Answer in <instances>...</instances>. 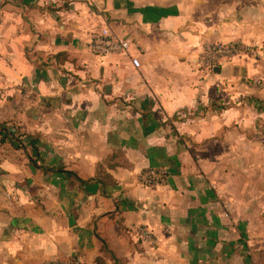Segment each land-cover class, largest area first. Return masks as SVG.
Instances as JSON below:
<instances>
[{
    "label": "crops",
    "instance_id": "0c3cea01",
    "mask_svg": "<svg viewBox=\"0 0 264 264\" xmlns=\"http://www.w3.org/2000/svg\"><path fill=\"white\" fill-rule=\"evenodd\" d=\"M103 30L129 54H93ZM206 43L264 48V0H0V264H252L264 140L255 111L212 106L263 96L240 74L264 79V62L210 71Z\"/></svg>",
    "mask_w": 264,
    "mask_h": 264
},
{
    "label": "built area",
    "instance_id": "2783aa9c",
    "mask_svg": "<svg viewBox=\"0 0 264 264\" xmlns=\"http://www.w3.org/2000/svg\"><path fill=\"white\" fill-rule=\"evenodd\" d=\"M130 40L119 37L109 30H103L100 33L92 35L89 47L93 54L97 56H107L111 54H129ZM264 56V48L259 46H241L229 45L222 43H206L202 51V60L206 68L213 69L214 66L220 64L221 61L231 60L241 57ZM132 64L140 67V61L137 58L131 57ZM165 172L157 170H149L143 178V184L147 186L157 185L165 182ZM145 238L150 239V234L147 231H141Z\"/></svg>",
    "mask_w": 264,
    "mask_h": 264
},
{
    "label": "rangeland",
    "instance_id": "374dc122",
    "mask_svg": "<svg viewBox=\"0 0 264 264\" xmlns=\"http://www.w3.org/2000/svg\"><path fill=\"white\" fill-rule=\"evenodd\" d=\"M256 59L261 60L264 62V56L263 57H256ZM264 68V67H262ZM210 71H213L212 69H210ZM264 71V69H263ZM263 74V72H262ZM239 75V74H237ZM240 76H242V82L240 84V86L244 85V89L247 91L248 89H251V87H255L257 88V90L260 91H264V79H248L247 74L245 73H241ZM238 85H228V88L230 89V91L233 90H237ZM239 90V89H238ZM226 91V90H225ZM229 91V92H230ZM240 91L244 94H247V92H245L244 90L240 89ZM233 94V93H232ZM229 94L226 96L228 97V99L221 101V105H218V103L220 102L219 100H217L215 103L213 104L212 107H215L220 110H223L224 112L230 111L235 107H241L239 108L241 111H246L247 109L250 108V110L255 111L256 115L253 118V122L256 125V131H254V133H252V137L254 139V137L256 139H263L264 140V95H260L262 93H258L255 95H252V99L250 98V95H243L241 102L244 101V105L243 106H238L239 102H237V100L235 99H230L233 95ZM251 117V115H250ZM246 134H251V132H243ZM257 252H262V251H257ZM264 252V251H263ZM11 264H13V261L11 262Z\"/></svg>",
    "mask_w": 264,
    "mask_h": 264
},
{
    "label": "trees",
    "instance_id": "16d2710c",
    "mask_svg": "<svg viewBox=\"0 0 264 264\" xmlns=\"http://www.w3.org/2000/svg\"><path fill=\"white\" fill-rule=\"evenodd\" d=\"M63 55V54H62ZM61 55V56H62ZM121 153H113L107 157V159L98 164L96 167V175L95 180L99 182L102 188L105 187H115L118 185L117 180L108 172V170H113L119 166H122V162L119 160L122 158ZM69 177L74 176L75 180L80 184H86L89 181H85L80 179L77 175L72 172H65ZM97 264H107L102 258H98L96 260ZM42 264H81L78 263L76 260L65 261V260H56V261H49L44 262ZM252 264H264V252H254L252 256Z\"/></svg>",
    "mask_w": 264,
    "mask_h": 264
},
{
    "label": "water",
    "instance_id": "95a60500",
    "mask_svg": "<svg viewBox=\"0 0 264 264\" xmlns=\"http://www.w3.org/2000/svg\"><path fill=\"white\" fill-rule=\"evenodd\" d=\"M219 71H220V68L219 67L215 68V72H219Z\"/></svg>",
    "mask_w": 264,
    "mask_h": 264
}]
</instances>
